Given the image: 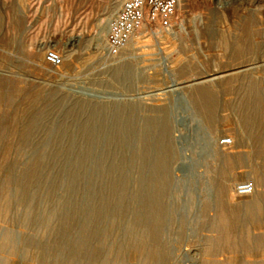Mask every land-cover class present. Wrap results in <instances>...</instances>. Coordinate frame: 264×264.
Instances as JSON below:
<instances>
[{
  "label": "rangeland",
  "instance_id": "374dc122",
  "mask_svg": "<svg viewBox=\"0 0 264 264\" xmlns=\"http://www.w3.org/2000/svg\"><path fill=\"white\" fill-rule=\"evenodd\" d=\"M213 1L178 0L172 27L145 25L128 46L110 55L99 26L106 21L102 30L107 34L115 15L110 13L122 0H0V81L14 96L11 103H0V209L7 198L13 213L5 221L0 216V242L4 233L11 236L9 245H0V264H38L26 256L27 242L30 251L45 255L41 264H99L100 254L115 262L143 231L158 198L169 249L164 264H264V245L252 248L249 238L264 237V228H235L218 251L206 250L217 236L203 223L215 214L218 183L226 185L228 202L240 200L244 197L235 195L234 186L251 184L252 168L264 163V155L252 156L253 148L240 145L230 106L234 95L217 78L246 74L264 92V55L235 59L203 33L215 29L227 41L240 33V17L233 11L222 10L213 21ZM15 31L18 40L8 44ZM48 49L60 53L58 68L46 63ZM124 63L133 67L131 79L115 82L114 69ZM208 78L213 80L199 85L214 83L219 91L212 128L186 97L177 104L179 95L197 85L181 88L179 83ZM34 91L40 93L31 116L19 115V96ZM98 104H106V111L93 110ZM167 106L170 181L158 191L152 156L142 152L143 121ZM21 130L26 132L22 139ZM226 136L232 145L220 144ZM223 154L235 160L225 176L219 165ZM32 171L22 206L20 186ZM206 200L210 206L203 210ZM120 263L133 261L123 256Z\"/></svg>",
  "mask_w": 264,
  "mask_h": 264
},
{
  "label": "bare ground",
  "instance_id": "6f19581e",
  "mask_svg": "<svg viewBox=\"0 0 264 264\" xmlns=\"http://www.w3.org/2000/svg\"><path fill=\"white\" fill-rule=\"evenodd\" d=\"M230 1L231 0H214L211 2L209 12L214 21L216 19L214 15L217 13L220 14V11L227 10V12L225 11L224 13L233 11L240 17L237 22L240 24L239 36L235 37L232 41H227L223 37V33L215 29L207 28L203 33L215 37L217 47L220 48L225 55H232L235 59L264 55V0H233L232 2L234 3L231 7L226 6ZM115 12L116 9H113V12L110 13L111 17ZM104 22L106 21H103L99 26V36L102 35L103 43L104 40L106 42V31L104 33V28L102 30V26L105 25ZM221 23L225 24L226 21H221ZM13 24L15 27L19 26L20 20L18 17L14 18ZM108 28L109 22L107 23V31ZM18 37V33L15 31L12 35L7 37L5 41L13 45L18 40ZM256 37L260 38V40L257 41L255 39ZM71 40L72 39H68L66 46L71 44ZM137 56L140 57V55ZM118 66L119 67L114 69L115 72H113L112 75L114 76L115 73L114 81L123 82L127 79L130 81L133 67L125 63ZM183 68L184 66L179 70L181 71ZM217 78H219L220 84L226 85L228 92L234 95L230 106L234 117L239 123L240 128L238 134L240 145L253 148L252 156L264 155V92L259 90L257 85L253 82V79L251 77L249 78V75L247 76L246 74L230 76L220 75ZM245 78L250 80L242 83L241 81ZM209 80H213V78L196 82L190 80L179 83L182 86L181 88L197 85L186 89L184 93H182L183 96L181 92H179L181 95L178 96L179 101L177 104H183L182 102H184V100L182 101V99L186 97L191 103L196 116L200 117L209 128H212L216 122L217 112L219 110V91L215 86L216 84L213 82L211 85H199V83ZM237 82L238 85H235ZM4 83L5 81H0V103H11L14 100V96H10L9 91L11 90H7ZM12 91L15 96H18L15 90ZM39 93V91H34L28 95L19 96L18 99L21 101L19 115L26 116L27 118L31 116V110L36 107ZM107 107L106 104H98L93 106V110H100L102 112L106 111ZM170 114L171 109L168 106L162 107L158 110L157 114L143 121L145 127V146L142 152L145 155L152 156L151 163L156 170V176L152 180L158 191L161 190L164 184L170 181L167 165V159L169 155L172 154V144L168 136L170 125H172L170 124ZM25 133V130H21L20 133L17 132L20 139L25 136ZM234 161L232 156L227 154L220 156L219 165H221L222 162L224 166L222 171L219 170L220 174L225 176L228 169L234 167ZM219 167L221 168V166ZM251 174V192L242 196L244 198L235 200V202H228L226 200V185L223 182L218 183L216 200L213 207L215 214L203 223L204 230L216 231L217 236L214 239L208 240L206 243V250L213 251L214 253L218 251L219 247L223 244L224 238L235 228H239L243 231L252 230L254 228H264V192H260L257 189L258 186L264 188V163L252 168ZM34 175L35 173L33 171L28 173L25 176V181H23L20 186L21 195L19 203L22 206H25L26 200L24 196L28 191ZM7 202L8 199L6 198L4 207L0 209V216L4 221L12 219L13 217L12 211H10L9 207H6ZM209 206L210 202L206 200L202 208L206 210ZM162 211L163 207L160 203V198H158L154 202L153 213L146 219L143 231L130 240V245L119 253L115 262L110 263L108 261V256L100 254L99 264H121L120 259L123 256L130 258L133 261L132 264H136L139 261H142L144 264H164L169 254V249L165 240L164 229L166 223ZM31 216L30 209H27L26 217L31 218ZM4 234L0 242L1 246H7L11 241L10 233ZM249 238L252 248L264 245V237L261 235L249 236ZM244 243H246L245 245L247 246L248 243L246 240ZM29 244L30 243L27 242L25 245L26 256L32 258L38 264H41L45 255L39 250L30 251L28 247Z\"/></svg>",
  "mask_w": 264,
  "mask_h": 264
},
{
  "label": "built area",
  "instance_id": "2783aa9c",
  "mask_svg": "<svg viewBox=\"0 0 264 264\" xmlns=\"http://www.w3.org/2000/svg\"><path fill=\"white\" fill-rule=\"evenodd\" d=\"M177 5L178 0H122L106 34L107 52L116 55L129 45L144 25H149L151 29L172 27ZM45 61L54 68H58L62 63L60 53L54 49L45 52ZM232 143L229 136L220 140L223 146H230ZM251 190L252 186L248 182H240L234 186V193L238 197L249 194Z\"/></svg>",
  "mask_w": 264,
  "mask_h": 264
}]
</instances>
